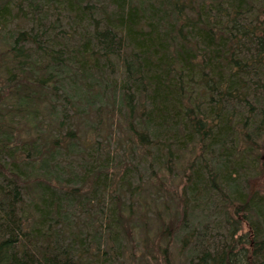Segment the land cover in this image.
Listing matches in <instances>:
<instances>
[{
    "label": "trees",
    "instance_id": "obj_1",
    "mask_svg": "<svg viewBox=\"0 0 264 264\" xmlns=\"http://www.w3.org/2000/svg\"><path fill=\"white\" fill-rule=\"evenodd\" d=\"M263 181L264 0H0V264H264Z\"/></svg>",
    "mask_w": 264,
    "mask_h": 264
},
{
    "label": "rangeland",
    "instance_id": "obj_2",
    "mask_svg": "<svg viewBox=\"0 0 264 264\" xmlns=\"http://www.w3.org/2000/svg\"><path fill=\"white\" fill-rule=\"evenodd\" d=\"M111 123V122H109ZM121 123H124V122H121L119 119L115 120L112 124H116L117 126H120ZM110 128H108L109 130ZM114 129V128H113ZM112 130V129H111ZM118 137V135L116 136ZM120 139V138H119ZM94 142V140H93ZM117 142V141H116ZM116 145V144H115ZM111 150H114L115 148L111 147L110 148ZM146 166L144 165L142 167V174L146 171ZM158 171V169L156 170ZM145 178L146 177H150V174L146 173L144 174ZM175 187L176 189H172L170 188L172 186V184H174L173 182L169 183L168 184V188L170 192L172 191H178V192H181L182 191V187H181V183H180V180H179V177L178 175L175 177ZM179 185L178 189H177V186ZM261 187L263 188L264 190V181H263V184L261 185ZM165 196H167V194L165 192H163ZM162 194V193H161ZM165 204H168L170 205V202L168 200H165L164 201ZM171 207V206H170ZM177 207V205L175 206V208ZM158 227V223L156 221H152L151 222V225H150V229L147 231L149 232L148 234H146V232L143 234V236L147 239V248L149 249H146V252H148V254L145 256L146 259L141 261L140 264H162V259L159 256V254L155 251V250H158V247L161 246V244L159 243V239L156 237L157 234H155L157 232L156 228ZM156 230V231H155ZM173 253L175 254V263L177 264H188V259L186 260L185 258V255H182L178 249L176 247H173ZM152 252V253H151ZM155 255L156 258H153V256ZM179 256V258L177 257Z\"/></svg>",
    "mask_w": 264,
    "mask_h": 264
}]
</instances>
